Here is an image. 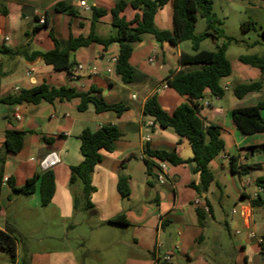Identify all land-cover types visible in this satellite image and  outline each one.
I'll return each mask as SVG.
<instances>
[{
	"label": "crops",
	"instance_id": "obj_1",
	"mask_svg": "<svg viewBox=\"0 0 264 264\" xmlns=\"http://www.w3.org/2000/svg\"><path fill=\"white\" fill-rule=\"evenodd\" d=\"M119 1L122 0H0V46L23 50L30 56L34 52L55 49L50 30L63 43L71 35L87 37L92 28L93 7L108 11L95 23L96 35L108 38L116 32L110 10ZM123 1L129 5L122 15L132 21L140 11L130 6L133 0ZM58 2L75 7L78 15L57 13ZM45 21L47 25H43ZM154 24L160 30H173L172 0L157 12ZM181 45L162 44L154 36L144 35L134 45L130 58V63L147 76L144 83L136 85H125L115 72L116 64L112 60L119 53L116 43L106 49L92 43L72 52L71 59L76 65L71 74L55 71L40 57L30 61L23 56L0 54V97L47 83L74 88L77 92L95 88L108 103L128 106V110L117 116L112 112L97 113L92 104L80 112L79 98L0 105V230L14 236L25 235V241L17 242L15 258L0 250V264H23L24 261L29 264H87L86 254L97 253L100 248L102 257L97 255L96 258L103 259L106 264H264L259 242L260 239L264 242V205H252L257 197L264 198V187L257 183L259 178H264V132L243 135L231 118L236 108L264 103V71L251 66L247 77L250 82L235 84L232 65V75L221 81L222 86L230 85L224 96L215 97L207 89L198 101L200 117L208 124L221 127L225 141V151L210 163L214 181L200 197L190 186L200 182V175L195 171V162L191 161L193 152L188 141L172 129H162L143 113L146 100L153 95L169 114L188 102L187 97L166 84L180 70L191 68L180 64L181 54L187 53ZM10 61L26 69L25 83L21 86L9 81L13 75L6 63ZM109 68L113 71L108 72ZM257 81H262L261 91L241 98L234 93V99L227 94L230 90L234 92L237 85ZM248 97L256 98L253 103L246 104ZM151 121L154 126L148 127ZM105 124H114L122 137L113 142L111 151H101L103 160L92 174L96 190L90 199L94 207L88 215L84 186L70 183L71 166L83 161L79 135L86 129L97 131ZM8 129L29 132L18 154L7 153L4 149ZM42 136L52 139V144L45 143ZM146 148L176 153L185 163L166 162L164 178L160 180L157 176L161 166L159 160L152 159L154 167L150 174L147 172ZM52 151L58 152L61 160L52 169L56 191L48 207L53 206V214L41 223L34 222L33 229L28 230L30 226H25L22 220L30 210L26 208L22 212V207H18L23 195L15 194L3 177L12 178L16 187L23 186L42 172L38 160ZM232 158L237 171L241 167L246 169L243 174L232 173ZM122 175L128 177L130 194L127 198L118 191ZM28 198L32 199L28 201L35 206L36 212L44 208L39 190L25 199ZM75 198L80 201L77 209ZM198 198L201 204L197 206L194 201ZM199 211L203 214L202 224ZM96 216L98 222L93 220ZM118 218L127 225L108 224ZM50 219L60 224L58 230L47 229L37 234L44 223L50 224ZM32 231L35 235H30ZM81 242L84 244L82 250L79 248ZM167 257L170 260H166Z\"/></svg>",
	"mask_w": 264,
	"mask_h": 264
},
{
	"label": "trees",
	"instance_id": "obj_2",
	"mask_svg": "<svg viewBox=\"0 0 264 264\" xmlns=\"http://www.w3.org/2000/svg\"><path fill=\"white\" fill-rule=\"evenodd\" d=\"M171 0H133L130 6L137 11L132 21H127L122 15L128 7L125 1H119L114 8L110 10L112 15V26L116 29L114 35L108 38H100L95 33V23L99 17L107 15L105 9L93 7L92 28L87 37L79 36L69 37L68 41L61 42L58 40L52 30V38L55 49L48 52H34L30 56L23 50L9 49L4 45L0 46V54L7 56H23L27 60H34L40 57L43 62L52 66L55 71H65L70 74L71 69L76 62L71 59V53L79 48L87 47L92 43L102 45L105 49L116 43L119 46L115 72L120 76L125 85H136L144 83L147 76L135 68L130 63V58L134 51V45L142 40L146 34L154 36L159 43H168L176 46L179 43L189 41L191 43V53H182L180 64L182 67H191L182 69L176 73L166 84L174 89L181 96H185L188 102L180 104L175 108L172 114L166 112L158 102L156 95L149 97L143 108V113L151 117L154 123L162 129H172L180 138L186 139L193 152L192 162H195V171L200 175L198 184L191 183L190 186L196 190L197 194L202 197L207 193L209 186L214 181V175L210 169V163L221 153L225 151V141L222 137V128L208 124L205 119L199 115L198 101L203 97L205 90H209L215 97H223L225 90L222 86V79L232 75V63L227 57V46L234 41L233 38L227 37L222 29V21L213 12V3L211 0H172L173 2V30H160L154 24L157 12L162 9ZM251 2L252 0H240ZM264 1V0H262ZM57 13H68L75 17L78 15L75 7L65 2H58L55 6ZM4 14H7L4 10ZM206 21V30L203 34L196 35V24L198 17ZM254 23L248 21L244 24V29L249 28ZM43 25H47L46 21ZM246 25V26H245ZM260 36L264 39V30ZM211 38L215 42L226 39L222 45H217L216 50L208 51L201 49V43ZM253 43L252 45H255ZM243 64L250 65L264 71V56L243 55L239 57ZM262 89V81L250 84H240L234 89L237 97L241 98L248 93L258 92ZM80 99L78 111L84 112L92 104L97 113L112 112L120 116L128 110V106L121 103L111 104L100 96V91L92 88L89 92H77L74 88L65 86L54 87L47 83L37 85L31 89H22L16 95L0 97L1 104H38L42 101L53 103L56 99L60 101H70ZM264 110V103L260 102L255 106L236 108L231 113V118L237 129L243 135H252L264 132V118L261 111ZM26 131L8 129L4 136V149L7 153L18 154L23 147ZM122 137L121 132L114 124H105L97 131L90 129L84 130L79 135L80 152L83 161L76 166H71L70 183L74 184L81 180L84 184V194L86 196L85 210L93 209L90 195L95 192L96 188L92 184V174L95 168L102 162V150L111 151L114 141ZM47 144H52V139L42 136ZM144 158L148 174L154 167L152 159L161 162H168L173 165L185 163L176 153L162 150H150L146 148ZM232 173L243 174L245 168L241 167L239 171L235 166L234 158L230 161ZM259 186L264 187V178L257 180ZM8 184L15 194L30 196L39 190L41 205L48 206L54 197L56 191L55 175L52 170L35 174L28 179L21 187H16L12 178L8 179ZM118 191L123 198L130 194L128 177L122 175L118 181ZM79 201L75 198L74 206L77 209ZM254 207L264 205V198L257 197L252 201ZM200 223H203V214L199 211ZM111 225H127L122 218L108 221ZM17 236L10 232L0 230V250L15 258ZM264 252V242L261 244ZM23 264H29L24 261Z\"/></svg>",
	"mask_w": 264,
	"mask_h": 264
},
{
	"label": "rangeland",
	"instance_id": "obj_3",
	"mask_svg": "<svg viewBox=\"0 0 264 264\" xmlns=\"http://www.w3.org/2000/svg\"><path fill=\"white\" fill-rule=\"evenodd\" d=\"M213 3V12L216 14V16L219 18V20L222 21V29L224 31L225 36L233 38L234 41H232L227 46V57L231 61L234 69L235 74V84L237 83H247L250 82V80L247 81V77L250 76V69L252 68L249 65H245L242 62L239 61V57L243 55H259L264 56V39L260 36L261 32L264 30V1L262 0H252L251 2L247 1H240V0H211ZM248 21H252L254 24L250 26L249 28L244 29V24ZM246 26V25H245ZM206 30V21L202 17H198V22L196 24V30L195 34L200 35L203 34ZM224 42H226V39H221L218 41H214L211 38H208L204 40L201 43V49L202 50H208V51H214L216 50L217 45H222ZM255 45H252L255 43ZM182 49L186 51L187 53H191V43L189 41L182 42ZM6 67L11 71L10 74L13 75L9 81L13 82V85H23L25 81L23 82V78L26 76V69L23 68L20 64L17 65L13 61H10L9 63H6ZM234 84V85H235ZM230 98H233L234 92L233 90H230L227 92ZM256 97H248L246 99V104L251 103L252 101H255ZM226 103H228L226 101ZM253 103V102H252ZM264 113V112H263ZM0 166H1V160H0ZM77 185L75 186H84L83 182L81 180H78L75 182ZM75 188V187H74ZM22 196V195H21ZM23 199L21 202H18L19 206L22 207V212H24V209L30 210V212L27 215H24L23 222L25 226H30L28 230H31V226L34 224V222L41 223L44 221V219L47 216H52L53 212V206L48 208H39V211H35V206L30 203L28 200L32 199H25L26 196H22ZM33 198V197H30ZM80 203V201H79ZM33 209V210H32ZM31 212H35L32 214ZM91 211H88V215H90ZM93 220L97 221L99 220V217H93ZM54 224V227L52 225ZM60 224L56 222L54 219H50V224L46 225L45 223L42 225V228H40L37 231V234H41L43 230L47 229H54L57 231ZM45 228V229H44ZM35 231H32L30 235H35ZM58 233V232H57ZM17 237L20 241H25V235L23 234H17ZM80 250L84 249V244L82 242L80 243ZM78 248V249H79ZM88 249V248H87ZM94 249V248H93ZM91 250V248H90ZM101 248L99 249V252L86 254L87 264H106L104 260H97L96 256L98 255V258L102 257L100 253H102ZM92 252V250H91Z\"/></svg>",
	"mask_w": 264,
	"mask_h": 264
},
{
	"label": "built area",
	"instance_id": "obj_4",
	"mask_svg": "<svg viewBox=\"0 0 264 264\" xmlns=\"http://www.w3.org/2000/svg\"><path fill=\"white\" fill-rule=\"evenodd\" d=\"M82 5H85V2L82 1L81 2ZM115 64L117 63V57L113 58L112 60ZM79 69H83V66H78ZM94 71H96V68L93 67L92 68ZM112 68H109L108 69V72H112ZM71 74V73H70ZM30 75V74H28ZM230 88V85H226V86H223V89L226 91ZM19 89H16L15 91H18ZM208 105V104H206ZM154 126V123L153 121L149 122L148 123V127H152ZM223 158L227 159V156L224 155ZM60 156H59V153L56 152V151H52L50 152L49 154H47L45 157L41 158L38 160V167L39 169L42 171V172H46V171H49V170H52L54 167H56L59 163H60ZM161 162V161H160ZM165 167H166V162H161V166H160V171L158 172L157 176L160 180H162L164 178V170H165ZM9 179L8 176H4L3 177V181L4 182H7ZM195 205H200L201 204V199L198 198L194 201ZM205 210L207 211L208 208L206 207ZM260 244L263 243V240L260 239L259 240ZM166 260H170V257H167L165 258Z\"/></svg>",
	"mask_w": 264,
	"mask_h": 264
},
{
	"label": "water",
	"instance_id": "obj_5",
	"mask_svg": "<svg viewBox=\"0 0 264 264\" xmlns=\"http://www.w3.org/2000/svg\"><path fill=\"white\" fill-rule=\"evenodd\" d=\"M204 196V195H203ZM261 256H258V258L260 259Z\"/></svg>",
	"mask_w": 264,
	"mask_h": 264
}]
</instances>
